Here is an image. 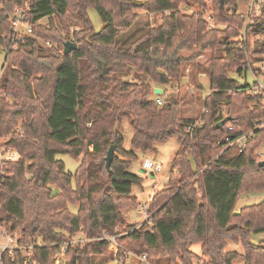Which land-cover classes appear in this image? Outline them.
Returning a JSON list of instances; mask_svg holds the SVG:
<instances>
[{"label":"trees","instance_id":"obj_1","mask_svg":"<svg viewBox=\"0 0 264 264\" xmlns=\"http://www.w3.org/2000/svg\"><path fill=\"white\" fill-rule=\"evenodd\" d=\"M191 2L203 10L188 11ZM22 3L0 0V47L7 51L0 138L12 133L0 147L20 154L5 175L0 167V233L17 231L18 244L12 252L0 248V264H54L65 245L68 264H94V256L110 249L108 235H116L120 256L129 251L168 264H264V238L255 241L264 235V200L236 212L241 193L264 189L258 154L264 95L250 91L259 81L233 76L246 79L256 61L264 62L254 57L264 54V6L247 21L236 0H213V12L207 0H29L25 22L33 31L14 42L12 14ZM91 7L104 23L99 31ZM137 10H146L148 19L141 23ZM67 41L78 47L64 53ZM183 50L212 53L211 91L192 131L188 126L197 119L180 115L181 101L152 96L148 86L179 82L189 59ZM125 118L134 130L130 149L121 132ZM249 131L241 150L223 139ZM170 138L180 145L168 183L154 190L149 220L128 224L123 210L139 206L133 186L143 180L130 170L137 151ZM111 145L127 159L115 157L109 171ZM61 154L79 161L74 172ZM125 224L129 230L118 231ZM230 242L243 249H227ZM197 244L209 259L190 248Z\"/></svg>","mask_w":264,"mask_h":264},{"label":"rangeland","instance_id":"obj_2","mask_svg":"<svg viewBox=\"0 0 264 264\" xmlns=\"http://www.w3.org/2000/svg\"><path fill=\"white\" fill-rule=\"evenodd\" d=\"M140 2H144L146 0H137ZM238 12L243 13L245 15V18L247 21H253L254 18H250V14L255 15H261L263 6H264V0H236ZM207 5L210 7V12H213V0H207ZM203 8L196 3L191 2L189 10L192 11H202ZM139 14V18L141 19V23L148 19L149 14L146 10H137ZM89 14L90 18L94 24V27L96 31H99L104 23L102 21V18L100 16L99 11L95 7L89 8ZM207 19L211 17V15L206 16ZM55 21H58V18H55ZM43 22L47 23V18L43 20ZM226 27L225 25H223ZM24 28V26H23ZM72 29H80V26H72ZM6 48L1 46L0 47V72L3 68V66L6 63ZM181 54L186 56L188 61H186L183 65V71H182V78L179 80V82H174L173 84H168L165 86H160L161 88H165L167 91H165L163 94H168V96L175 97L178 100L181 101L180 106V115L182 117L186 118H194V119H201L202 114L205 111L204 102L206 96L211 91V81H210V74H209V66L212 60V53L210 51H203V52H196L193 50H183L181 51ZM260 57L261 59L264 58V54H258L254 56ZM259 70H257V69ZM233 76L237 77L242 83L245 81L248 82H254L255 80L262 82L264 80V62L263 61H256L252 69L249 70L247 78H240L236 74ZM137 80L140 81L142 84L146 83L144 80H142L143 75L136 76ZM254 84V83H253ZM153 85H148L153 89ZM258 85L254 84L253 89L255 90V87ZM154 90V89H153ZM154 92V91H153ZM156 96L158 94L152 93V96ZM162 95V94H161ZM163 98V97H162ZM164 99V98H163ZM123 136H124V146L127 149H130L131 146V139L134 133L131 121L127 118L122 120V130H121ZM12 137V133L9 135H4L0 138V143L2 145L7 146V144L10 142ZM180 142L177 138H170L167 141H165L162 144H159L156 146V148L143 152V151H137L138 158L133 160L132 166L130 170L136 174H139L142 176L143 180L141 184H136L133 186V193L137 195L139 198V206L138 207H131L123 210V214L126 218L127 223H136L138 225H141L143 222L146 221V216L143 211V206L150 204L152 200V196L154 193V190L163 188L167 183L170 176V170L172 167L173 159L175 157V154L179 148ZM4 146V147H5ZM0 147V149H14L10 146L7 148ZM262 150L264 153V141L261 143L259 150ZM60 157L64 160L67 170H70L74 172L78 166L79 161L72 158L70 155L67 154H61ZM117 157L119 159H127L125 156L122 155V153L115 151L114 158ZM146 158H150L155 160L157 163H160L162 165V170L158 173L155 172L152 168H145L143 167V163ZM264 159V157H261ZM261 159V160H262ZM29 161L26 160V163ZM28 174V173H27ZM168 176V177H167ZM156 187V189H154ZM54 191L57 192L58 188L54 187ZM264 200V189H255V190H247L240 194L238 197L237 203H236V211L240 210L244 206H249L253 204H257ZM77 207L72 206V210H76ZM125 225H119L118 231L125 233L129 230ZM1 235V233H0ZM16 236L17 231L14 236V240L16 242ZM6 236H0V242L6 241V238H3ZM264 238L263 234H259L256 236L255 241L258 242V240ZM82 241V239H81ZM254 241V242H255ZM117 243V242H116ZM17 244V242H16ZM15 243L13 245H16ZM117 245H119L117 243ZM243 246L240 244H234L230 242L227 249H240L242 250ZM120 248V246H119ZM193 251L197 252L199 255L202 256V259H209L208 256L202 255L201 253V246L199 244L192 245L190 247ZM67 245L65 247H61L60 250L55 254L54 256V264H68L69 258L68 254L66 253ZM119 251V249H118ZM118 251L115 250L113 247V243L110 246L109 251L107 254H105V257L102 255H96L94 256V264H168L166 258H161L157 260L155 258L153 261H147V259L135 254L130 253L129 251H126L124 255H118ZM180 261V260H179ZM197 264H203V260H199L198 262L195 261ZM241 262H237V264H240Z\"/></svg>","mask_w":264,"mask_h":264},{"label":"built area","instance_id":"obj_3","mask_svg":"<svg viewBox=\"0 0 264 264\" xmlns=\"http://www.w3.org/2000/svg\"><path fill=\"white\" fill-rule=\"evenodd\" d=\"M29 0H23V3L16 7V9L14 10L13 14H12V20L14 23V28H15V35H14V42H16L17 40H20L22 38V32L26 33V34H31L32 33V26L27 24L25 22L26 20V16L28 15V10H29ZM24 26V28H23ZM21 32V33H20ZM47 45L52 46V42L47 41L46 42ZM2 72H0L1 75ZM257 87H255V90L253 89V86L251 87V92L254 93H261L264 95V81L259 82ZM157 102L159 104H163L164 99L162 97H158L157 98ZM201 122V119H197L196 122H194L193 124L188 126V131H192L194 129V127ZM263 124H264V120H263ZM229 131H233L234 130V126L233 125H229L228 127ZM253 135V131H249V132H245L242 133L240 135H237L235 137H233L231 134H227L223 137V139L225 141H227L228 146L230 147H236L238 146L241 149H243L247 143V140L249 138H251ZM9 149V148H8ZM0 149V167H1V175H5L6 170L5 167L7 165V163L9 161H13V160H17L20 157V154L18 153V151L16 149ZM258 154L261 157H264V153L262 152V150H258ZM143 166L145 168H152L155 170L156 173L160 172L162 170V165L160 163H157L155 160L150 159V158H146ZM143 211L145 213L146 216V220H149V206L145 205L143 206ZM0 236H6L3 238H6V241L0 242V248L1 250H5V249H10V251L12 252L13 248L17 247L18 244H16L15 240H14V235L12 234H8L6 233V231H2ZM107 238L109 240H111V242L113 243V247L115 248L116 251H118L119 249V245H117L116 243V235H108ZM16 245H13V244ZM65 247V246H63ZM145 259H147L146 255L141 256Z\"/></svg>","mask_w":264,"mask_h":264},{"label":"water","instance_id":"obj_4","mask_svg":"<svg viewBox=\"0 0 264 264\" xmlns=\"http://www.w3.org/2000/svg\"><path fill=\"white\" fill-rule=\"evenodd\" d=\"M78 47L77 43L76 42H73V41H67L64 45V53H69L71 52L72 50L76 49ZM154 92L155 94H158V95H161L164 93V89L161 88V87H155L154 88ZM230 119V117L228 118H225L223 120H221L220 122L217 123V127H221L223 126L226 121ZM115 151H116V146L115 145H111V147L109 148L108 150V154H107V157H106V166L108 168L109 171H111V165H112V162L114 160V156H115ZM259 164L261 166H264V159H262Z\"/></svg>","mask_w":264,"mask_h":264},{"label":"crops","instance_id":"obj_5","mask_svg":"<svg viewBox=\"0 0 264 264\" xmlns=\"http://www.w3.org/2000/svg\"><path fill=\"white\" fill-rule=\"evenodd\" d=\"M155 87H160V86H158V85H153V88H155ZM144 167V166H143ZM170 172H171V170H170ZM168 177V176H167ZM154 189H156V187H154ZM236 212H238V210L236 211Z\"/></svg>","mask_w":264,"mask_h":264}]
</instances>
